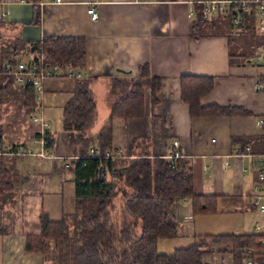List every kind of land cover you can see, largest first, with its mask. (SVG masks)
<instances>
[{
    "label": "crops",
    "instance_id": "1",
    "mask_svg": "<svg viewBox=\"0 0 264 264\" xmlns=\"http://www.w3.org/2000/svg\"><path fill=\"white\" fill-rule=\"evenodd\" d=\"M90 7L98 15L95 21L87 14ZM191 10L194 16L188 17ZM196 10L191 0H0V40L8 38L4 40L16 44L23 53L28 45L49 37L84 39V63L78 72L81 80L89 82L95 103L88 145L97 146L98 134L107 123L110 101L114 99L112 82L124 81L127 75L142 86L143 115L113 118L111 147L131 157L136 150L134 141L146 139L150 156L160 158L172 152L174 141L178 143L180 160L186 161L195 192L216 200V213L209 215L194 216L187 198L174 205L178 228L172 239L191 241L189 246L201 244L204 236L256 234L251 232L257 224L251 199L257 172L264 167V67L254 64L253 52L247 61L238 56L236 42L240 41L241 31L232 35L229 17L227 23L226 16L205 17L201 25L226 28L199 34L194 27ZM145 66L150 77L160 79L155 104L151 102L149 77L140 73ZM184 75L212 77L214 87L200 104L222 107L226 113L191 117L188 105L181 100L180 78ZM76 85L77 80L71 79L44 83L42 115L46 124L54 123L51 118L55 109L45 102L64 95L65 100L56 107L61 116ZM26 120L39 130L37 124ZM258 121L263 124L257 125ZM47 128L48 124L41 139L46 135L52 141L50 146L40 137L32 140L23 129V135H16L19 138L10 145L25 139L35 141L28 145L34 154L42 156L0 157V166L5 164L10 169L13 185L12 190L2 194L3 198L0 195V264H46L40 252L26 251V237L39 234L44 201L57 197L62 201L66 182L73 184L66 169L70 170V161L78 155L70 133L54 139L46 133ZM236 148H249L250 153L233 157ZM222 216L237 217L233 221L236 226L205 231L206 224L218 222ZM213 256L220 257L221 264L223 256L232 263L228 251ZM205 262L212 264L207 259Z\"/></svg>",
    "mask_w": 264,
    "mask_h": 264
},
{
    "label": "trees",
    "instance_id": "2",
    "mask_svg": "<svg viewBox=\"0 0 264 264\" xmlns=\"http://www.w3.org/2000/svg\"><path fill=\"white\" fill-rule=\"evenodd\" d=\"M195 5L197 23L201 25L205 16L200 13V5ZM255 19L253 5L250 11H241L240 31L250 34L251 43H254L251 32L255 31ZM256 42L258 40L255 39ZM248 45L244 43L242 47ZM237 46L239 48V44ZM18 49L16 44L5 45L2 53L9 54L5 58L7 63L14 64ZM25 51L28 55L37 51L51 62H60L78 71L84 63L85 41L83 38L49 37L35 45H28ZM243 54L240 53L241 56ZM249 58L247 56L244 60ZM140 73L141 76L148 75L147 67H142ZM148 77L151 102L155 104L160 79ZM123 78L124 81L115 79L111 85L114 99L110 101L107 123L97 137L98 157L88 153L90 139L87 133L93 122L95 103L89 82L77 80L76 88L63 105L61 113L62 129L73 136L78 148V155L70 164V170L66 169L72 176L75 211L71 215L63 214L60 220H49L42 214L40 232L26 237L25 249L44 256V249L54 245L56 251L52 258L56 264H65L66 257L70 259L69 264H206L204 258L212 253V249H208L211 246L207 244L178 248L170 254L157 251L158 240L177 236L178 223L173 214L176 203L183 198L189 199L192 213L197 216L216 213V200L195 192L186 161L179 158L172 164L161 157L150 156L145 147L146 139L134 141L136 150L132 151L131 157L116 156V151L111 147L112 119H134L143 115L142 86L136 84L133 77L126 75ZM213 87L212 77L184 75L180 78L181 100L188 105L191 117L226 113L222 107L200 104L201 98ZM4 92L14 93L19 98L30 120L37 105L33 90L15 86L10 77L2 75L0 96ZM35 135L32 140L40 137L39 140L43 139L46 146L51 145L52 141L45 134L41 139L40 130H35ZM3 144V127L0 123V146ZM105 152H109L111 158H105ZM5 166H0L1 198L5 191L13 188L10 169ZM207 237L213 239L214 244L231 249L228 252L232 255L233 264H243L244 258L264 264V234L216 235L201 239ZM44 260H47L45 256Z\"/></svg>",
    "mask_w": 264,
    "mask_h": 264
},
{
    "label": "built area",
    "instance_id": "3",
    "mask_svg": "<svg viewBox=\"0 0 264 264\" xmlns=\"http://www.w3.org/2000/svg\"><path fill=\"white\" fill-rule=\"evenodd\" d=\"M192 4L200 5V13L205 16H228L231 19V33L236 35L240 31L241 24V11H250V6H254V12L258 19L257 29L263 34L264 47V0H199L191 1ZM87 14L90 20L95 21L98 17L96 11L90 7L87 9ZM3 16V15H2ZM194 11L191 10L188 13V17H193ZM33 55H28L29 58L26 62L15 61L14 64L7 62L2 63L0 67V76L7 75L11 78L13 85H19L21 87L31 88L34 92V99L37 103L34 112L30 116L32 123L39 126L40 135L43 133L44 127L47 126L43 119V94H44V83L47 80L52 79H71L81 80L82 76L77 70L71 69L70 66H63L60 62H51L47 56L40 55L37 51H34ZM253 62L256 65L264 67V48L259 52L258 55H253ZM257 125H262V121L256 122ZM35 141L32 143L34 144ZM173 150L168 155L161 157L166 159L168 162L174 164V161L181 157L180 151H178V143L173 142ZM250 149L236 148L233 152V157H242L244 154H249ZM42 156V153L34 154L31 146H23L22 144L13 146H0V156ZM89 155L98 157L100 153L98 149L93 146L89 149ZM118 156V154H116ZM105 158H111L109 152L104 153ZM171 164V165H172ZM264 167L260 168L257 172L256 181L253 186V206L260 214H264V205L260 204V196L264 191ZM181 202L186 201L185 198L180 200ZM256 230L260 229L258 224L254 227ZM250 253V251H247ZM243 264H260L256 263L250 258H244Z\"/></svg>",
    "mask_w": 264,
    "mask_h": 264
},
{
    "label": "rangeland",
    "instance_id": "4",
    "mask_svg": "<svg viewBox=\"0 0 264 264\" xmlns=\"http://www.w3.org/2000/svg\"><path fill=\"white\" fill-rule=\"evenodd\" d=\"M212 16L210 15L209 18H211ZM221 17V16H220ZM255 31L251 32L254 43H251V36L250 34H247L248 32L244 33H240V35H244L239 37L238 39H240L239 42H236L237 44H239V48H238V52L239 53H245L242 56L240 55L239 57H241L242 59L247 57V56H251L252 52L253 55H258L260 51L263 50V46H262V42H263V34L261 31H259L257 29V24H258V19L257 16L255 15ZM224 21L227 23L229 22V18L228 16L224 17ZM196 26V27H195ZM195 29L199 34H210L212 32H217L218 30H224L226 27H222V28H218V29H211L207 26H203L200 25L199 23H195ZM6 36V35H5ZM9 40L8 38H5ZM2 38V40H0V60H4V62L6 61V56H8L9 54H3L2 50L5 47L6 44H10L11 41H9V43H7L6 40H4ZM255 39L258 40V42L255 43ZM244 43H248V47H242L244 46ZM13 44V43H12ZM246 45V44H245ZM242 48V50H241ZM233 49V48H232ZM251 51V53H250ZM15 61H24L26 62L29 58V56L25 53H23L22 49H19L18 54L15 56ZM14 59V57H13ZM3 62V63H4ZM65 96L64 95H59L56 99H51L49 98L47 101V104L45 102V105L52 108L54 110V117H52L51 119H54V123L53 124H49L47 121V124L49 125V128L46 129V133L50 136V137H54V139L58 138L59 135H63L64 131L62 129V123H61V116L58 113V111L56 110V107L60 104V101L62 99L65 100ZM19 98L13 93L8 94V93H3L0 96V123L1 126L3 127V132H4V144L6 146H10L12 141L14 139H17L19 137H17L16 135H23L22 133V129L26 132H29V135L31 137H34L35 135V130L36 127L33 126L29 121L26 120V113L24 112V109H22V103L18 100ZM108 101H110V97H108ZM47 120V119H46ZM94 120V119H93ZM60 121V124H59ZM10 127H7L9 126ZM31 137V138H32ZM27 138H29L28 133H27ZM73 138V137H72ZM15 144H22V145H28V144H32L31 142H29L27 139H25V141L22 143L21 141H17L15 142ZM95 144V143H94ZM92 147V145H89V149ZM94 148H96L95 146H93ZM89 149H88V153H89ZM97 149V148H96ZM116 154H118V156H124L125 158H129L125 155V153L121 152L118 153L116 151ZM20 157H26V156H20ZM13 158H17V157H13ZM20 159H27V158H20ZM21 162L23 160H20ZM73 160L70 161V164H72ZM5 165V164H4ZM36 166L33 165L32 168H35ZM8 168V167H7ZM11 175V173H10ZM64 190H65V194L64 197L62 196V201L59 197L57 198H52V199H46L44 201V214L47 216V218L49 220H60L62 218V215H71L74 211H75V205H74V187L73 184H70V182H66L65 186H64ZM263 196L261 197L259 203L264 205V192L260 195ZM251 202H253V199H251ZM253 205V204H252ZM253 217L256 220L255 222L260 226L259 230H256L254 228V230L252 229L251 232H255L256 234H261L264 233V214H260L257 210L253 211ZM218 222H214L213 220L211 222H209V224L205 225V231L208 232H213V231H218L220 229V231L222 230H226L229 227L232 226H236V224L233 222L235 219H237V217H229V216H222L220 218H218ZM251 229V227H249L247 230ZM216 236V235H215ZM14 241H17V238L14 237ZM191 242V241H190ZM186 241V240H176V239H160L157 242V251L161 254H170L171 252H173V250L178 249V248H185L187 246H189L191 243ZM201 244H207L210 245L211 248L208 247V249H212V253L209 254L208 256H206L204 259L209 260L212 264H221L220 262V257H218V259H214L213 257V253H225L231 249L228 250H223L222 246L224 245H216L213 243V239L211 238H204L201 239ZM200 244V245H201ZM54 245L49 246L48 248L46 247V249H44V256L47 259L45 262L46 264H56V261L52 258V255L55 253V248L53 247ZM221 247V248H219ZM225 247V246H224ZM214 260V262L212 261ZM70 259L66 257V261L65 264H69ZM205 262V261H204ZM206 263V262H205ZM209 264V263H206ZM223 264H230L229 263V259L227 257L223 256ZM233 264V262L231 263Z\"/></svg>",
    "mask_w": 264,
    "mask_h": 264
},
{
    "label": "water",
    "instance_id": "5",
    "mask_svg": "<svg viewBox=\"0 0 264 264\" xmlns=\"http://www.w3.org/2000/svg\"><path fill=\"white\" fill-rule=\"evenodd\" d=\"M119 73H121V74H125V73H128V72H126V71H123V70H117ZM101 180H102V178H101Z\"/></svg>",
    "mask_w": 264,
    "mask_h": 264
}]
</instances>
